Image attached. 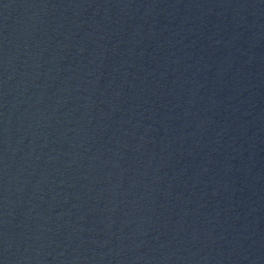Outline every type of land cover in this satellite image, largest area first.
Masks as SVG:
<instances>
[{"label":"water","instance_id":"95a60500","mask_svg":"<svg viewBox=\"0 0 264 264\" xmlns=\"http://www.w3.org/2000/svg\"><path fill=\"white\" fill-rule=\"evenodd\" d=\"M0 264H264V0H0Z\"/></svg>","mask_w":264,"mask_h":264}]
</instances>
